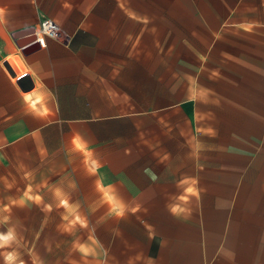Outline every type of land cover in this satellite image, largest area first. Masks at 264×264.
Listing matches in <instances>:
<instances>
[{
	"label": "crops",
	"instance_id": "0c3cea01",
	"mask_svg": "<svg viewBox=\"0 0 264 264\" xmlns=\"http://www.w3.org/2000/svg\"><path fill=\"white\" fill-rule=\"evenodd\" d=\"M43 17L64 41L39 45ZM137 107L185 123L190 157L165 165L158 192L139 174L100 176L96 215L112 223L97 225L103 255L81 264H264V0H0V149L14 142L21 156L38 139L65 164L79 150L84 166L116 154L121 166L100 169L136 170L135 145L101 152L72 138L75 123ZM217 155L244 160L237 180L235 164L225 175L241 193L207 189ZM186 178L199 195L176 218Z\"/></svg>",
	"mask_w": 264,
	"mask_h": 264
},
{
	"label": "rangeland",
	"instance_id": "374dc122",
	"mask_svg": "<svg viewBox=\"0 0 264 264\" xmlns=\"http://www.w3.org/2000/svg\"><path fill=\"white\" fill-rule=\"evenodd\" d=\"M137 111V117L97 119L85 127L75 123L72 138L77 148L95 146L101 152L135 145V167H139L136 170L100 169L107 164L116 165V154L105 157L108 159L105 163L100 156L98 164L91 161L84 166L79 150L72 151L73 160L65 164L58 159L59 154L51 152V145L44 151L38 139H32L30 145L24 144V153L20 156L21 148L7 141L6 147L0 149V232L12 229L16 239L9 247L0 248V264H5L4 256L9 252L16 254V264L21 261L23 264H81L82 259L103 255L96 239L97 225L110 226L112 217L96 215L102 206L97 189L103 188L98 178L134 174L138 178L139 174L151 180L148 183L152 184V190L158 192L159 179L173 170L165 165L190 157L185 151L191 145L185 123L176 121V117H168L172 120L166 122L167 117H159L158 108L153 109L151 117L143 115L138 107ZM161 146L169 147V152L160 153ZM211 160L216 169L211 171L213 181L207 184V189L220 195L241 193L239 183L229 185L225 175L228 167L235 164L234 179L237 180L244 160L239 157L231 160L225 155ZM175 173L170 177L178 176ZM104 189L110 192L112 187Z\"/></svg>",
	"mask_w": 264,
	"mask_h": 264
},
{
	"label": "clouds",
	"instance_id": "9594fccd",
	"mask_svg": "<svg viewBox=\"0 0 264 264\" xmlns=\"http://www.w3.org/2000/svg\"><path fill=\"white\" fill-rule=\"evenodd\" d=\"M53 38H55L53 36ZM197 181L184 179L180 181V184L187 185L184 190V194L179 196L180 203L170 204L168 206V211L171 215L176 218H180L183 214L187 213L189 210L182 205L187 203L189 197H198L199 193L197 188L195 187ZM16 236L15 232L12 229H9L6 233L0 232V248L9 247L13 241H15ZM5 264H16V254L13 252H9L4 256ZM20 264H23L21 261Z\"/></svg>",
	"mask_w": 264,
	"mask_h": 264
},
{
	"label": "built area",
	"instance_id": "2783aa9c",
	"mask_svg": "<svg viewBox=\"0 0 264 264\" xmlns=\"http://www.w3.org/2000/svg\"><path fill=\"white\" fill-rule=\"evenodd\" d=\"M35 40L40 46L45 44L46 38H52L59 41H64L66 36L61 26L50 17H43L36 27L32 30ZM53 36L55 38H53Z\"/></svg>",
	"mask_w": 264,
	"mask_h": 264
}]
</instances>
